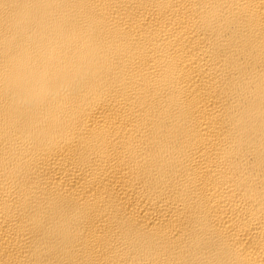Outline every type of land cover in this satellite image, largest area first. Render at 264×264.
<instances>
[{
  "label": "bare ground",
  "instance_id": "6f19581e",
  "mask_svg": "<svg viewBox=\"0 0 264 264\" xmlns=\"http://www.w3.org/2000/svg\"><path fill=\"white\" fill-rule=\"evenodd\" d=\"M0 264H264V0H0Z\"/></svg>",
  "mask_w": 264,
  "mask_h": 264
}]
</instances>
